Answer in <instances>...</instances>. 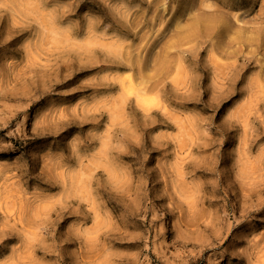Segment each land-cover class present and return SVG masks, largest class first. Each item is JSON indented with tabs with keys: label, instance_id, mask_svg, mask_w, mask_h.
Segmentation results:
<instances>
[{
	"label": "rangeland",
	"instance_id": "374dc122",
	"mask_svg": "<svg viewBox=\"0 0 264 264\" xmlns=\"http://www.w3.org/2000/svg\"><path fill=\"white\" fill-rule=\"evenodd\" d=\"M0 264H264V0H0Z\"/></svg>",
	"mask_w": 264,
	"mask_h": 264
}]
</instances>
